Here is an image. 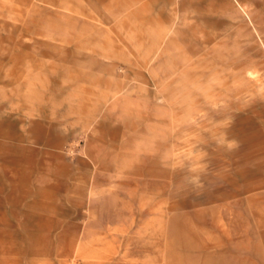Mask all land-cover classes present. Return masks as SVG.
<instances>
[{
    "label": "rangeland",
    "instance_id": "obj_1",
    "mask_svg": "<svg viewBox=\"0 0 264 264\" xmlns=\"http://www.w3.org/2000/svg\"><path fill=\"white\" fill-rule=\"evenodd\" d=\"M0 264H264V0H0Z\"/></svg>",
    "mask_w": 264,
    "mask_h": 264
}]
</instances>
